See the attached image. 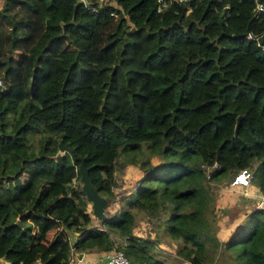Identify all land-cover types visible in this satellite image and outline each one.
I'll return each instance as SVG.
<instances>
[{
  "label": "trees",
  "instance_id": "16d2710c",
  "mask_svg": "<svg viewBox=\"0 0 264 264\" xmlns=\"http://www.w3.org/2000/svg\"><path fill=\"white\" fill-rule=\"evenodd\" d=\"M258 1L255 15L252 0H115L117 9L0 0V140L35 147L40 159L56 157L61 141L84 159L106 207L125 164L142 173L94 226L77 172L75 183L42 181L32 160L16 159L0 175V259L35 260L18 249L29 229L21 216L59 229L46 264H70L72 251H120L130 264H264V212L252 209L220 241L213 193L242 169L264 193V49L246 38L264 45ZM32 121L41 126L24 144ZM138 217L175 244L170 263L133 234Z\"/></svg>",
  "mask_w": 264,
  "mask_h": 264
},
{
  "label": "rangeland",
  "instance_id": "374dc122",
  "mask_svg": "<svg viewBox=\"0 0 264 264\" xmlns=\"http://www.w3.org/2000/svg\"><path fill=\"white\" fill-rule=\"evenodd\" d=\"M101 1V0H100ZM105 2V4L112 6L113 8H118L115 0H102ZM30 129H26V131H23L20 135L23 136L24 144L28 143L30 140L32 134L40 128V123L39 122H30ZM19 138V137H18ZM17 144H21L20 142H17ZM15 144V145H17ZM12 143L8 142V140L1 139L0 140V156L1 158H4V167L1 170L0 175L5 177L8 175H12L15 170L18 168L17 166V160H21L23 158L29 159L33 161V165L40 170V176L39 179L42 181H54V180H66L70 181L71 183L76 182V169L73 167H68L69 164H72L70 161L69 156L64 153V152H58L56 157H48V158H41L39 157L40 151L37 150L35 147H27L24 145L23 148H20L18 150H15ZM16 154L17 156H15ZM17 159V160H16ZM151 161H155V158H153ZM19 162V161H18ZM74 167H76L75 164ZM141 171L132 165H127L125 164L122 169L117 172V184L118 187L115 188V197L111 200V202L108 204V206L105 208V214H113L117 212L120 207L121 203L119 202L118 198L122 195H127L128 191L132 189L135 186L136 181L138 178L141 176ZM252 180V179H251ZM250 180V181H251ZM231 180H221L219 183L215 184L216 187L213 191L214 196H215V216H216V222L218 226V231H217V236L220 241H225L227 238V235L230 236L231 233L237 229L240 223H236L233 225L231 222H233V219L239 217L241 214L245 215L249 213L252 209H257L256 208V196L258 193L255 195L252 194L250 190V182L248 183V186H243L240 184L236 185H230ZM243 192H246L244 194ZM243 194V195H251L250 198L247 199V201H250L246 203L247 201H244V199L240 196L234 195V194ZM119 194V196H118ZM231 199L230 198V196ZM255 196V197H254ZM87 202V201H86ZM244 204L247 206L246 208L244 207ZM236 205V206H235ZM85 208L89 212L90 210V205L86 204ZM90 214V212H89ZM91 216V215H90ZM17 219L20 220V223L23 224V222H26L27 225H25L24 228H29L27 230L28 232V237L23 238L22 240H19L17 242L18 247H22L21 244L24 243V247L26 244H31L29 242L32 240L34 237L35 231L34 227L36 225V222L33 221V219L36 220V218H21V216L16 217ZM43 221V220H42ZM95 223H98L99 221L102 220H95ZM44 222V221H43ZM21 224V225H22ZM51 221L49 220L48 223V228L47 231L49 232L48 238L51 239L50 242H53V237L54 235L51 236V232L53 230ZM155 222L153 224H147L143 219L136 218L134 227H133V234L140 236L141 238H146L150 237L152 238L160 250L166 252L169 254L168 256V261L169 263L171 262V259H173V253L175 251V244L172 243L171 241L167 240L166 238L156 236V229H154ZM59 229L56 231L58 232ZM225 233V235L223 234ZM56 234V233H55ZM52 237V238H51ZM115 239V238H113ZM46 241V240H43ZM44 245V244H43ZM46 246V245H44ZM43 246V247H44ZM27 246L26 248H28ZM51 247H45L46 249H50ZM38 250V249H36ZM25 252V251H24ZM37 253V260L33 261L32 264L40 263V256L42 253L38 251ZM109 253V252H108ZM55 256L52 255L51 258ZM173 256V257H171ZM70 260L71 264L76 263V252L72 251L70 254ZM187 264L183 261L176 260V262H171V264ZM2 264H6L5 262Z\"/></svg>",
  "mask_w": 264,
  "mask_h": 264
},
{
  "label": "crops",
  "instance_id": "0c3cea01",
  "mask_svg": "<svg viewBox=\"0 0 264 264\" xmlns=\"http://www.w3.org/2000/svg\"><path fill=\"white\" fill-rule=\"evenodd\" d=\"M249 187H250V190H251L253 195H255L256 193H259V191L253 185L252 182H250ZM237 194H234V195H237ZM229 196H230V194H229ZM238 196L242 197L244 199V201H247V199L251 197V195H243L241 193H239ZM230 198H231V196H230ZM250 199H252V198H250ZM248 202H250V201H247L246 203H248ZM244 207L246 208L247 206L244 204ZM90 215H91V212H90ZM245 216H246V214L245 215L241 214L239 217L233 219V222H231V224L232 223H233V225L236 223L241 224L243 222ZM91 218L93 221L92 222L93 225L96 226L98 223H95L96 221L92 215H91ZM33 221L36 222V225L34 227L35 234H34V237L32 238V240L29 241V242H31V241H33V242H31V244H29V245L26 244L25 247L23 246L25 244L22 243L21 244L22 247L21 248L18 247V249L25 251V253H27L31 258L35 259L34 261L37 260L36 256H37V253H39L38 251H40L42 253L45 260H49V259H51V256L54 255V251H52V250L46 251L45 250V247L47 248V246L51 240L48 238L49 232L47 231V229L46 230L42 229V227H41V224L43 223L42 220H39L36 218V220L33 219ZM25 225H27L26 222H23L22 226L25 227ZM56 231L57 230H52L51 236L54 235ZM65 233L68 234L69 242H73L76 234L74 232H72L71 229H67V231ZM223 234L225 235V233H223ZM227 237H228V235H227ZM43 240H46V241H43ZM43 244L46 246H44ZM27 246H29V247L26 248ZM36 249H38V250H36ZM107 254H108V252H85V253H77L76 252V263H74V264H105ZM4 262L5 261L3 259H0V264H2ZM5 263L8 264L7 262H5ZM70 264H71V260H70Z\"/></svg>",
  "mask_w": 264,
  "mask_h": 264
},
{
  "label": "water",
  "instance_id": "95a60500",
  "mask_svg": "<svg viewBox=\"0 0 264 264\" xmlns=\"http://www.w3.org/2000/svg\"><path fill=\"white\" fill-rule=\"evenodd\" d=\"M240 120L248 121L245 114L237 116L235 129ZM58 152L66 153L69 156L71 163L76 165V172L79 176L80 191L90 205V212L93 218L95 220H104L106 218V200L104 197L100 196L93 187L88 177V169L83 165L84 159L76 157L72 150L63 145L61 141L58 144Z\"/></svg>",
  "mask_w": 264,
  "mask_h": 264
},
{
  "label": "built area",
  "instance_id": "2783aa9c",
  "mask_svg": "<svg viewBox=\"0 0 264 264\" xmlns=\"http://www.w3.org/2000/svg\"><path fill=\"white\" fill-rule=\"evenodd\" d=\"M177 3H183V2H187L189 0H174ZM254 3L253 6V11L255 13V15L259 14L260 12L263 11V5L262 3H260L258 0H252ZM256 35H252L251 33H248L246 35L247 39L250 40H254L256 46H258L261 50L264 49V45L260 44L258 42V40H256ZM252 179V174L249 170L246 169H242L239 170L231 179L230 181V185H236V184H240L243 186H248V183L250 182V180ZM244 194H246V192H243ZM256 208L260 209L264 212V193H258L256 196ZM36 264H46V262L42 263H36ZM105 264H130V262L128 261V259L122 254V252L120 251H116V252H109L106 256V260H105Z\"/></svg>",
  "mask_w": 264,
  "mask_h": 264
}]
</instances>
